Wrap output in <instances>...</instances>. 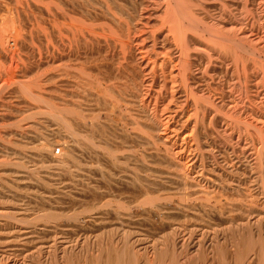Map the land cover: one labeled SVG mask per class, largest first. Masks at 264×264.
<instances>
[{
	"label": "bare ground",
	"instance_id": "obj_1",
	"mask_svg": "<svg viewBox=\"0 0 264 264\" xmlns=\"http://www.w3.org/2000/svg\"><path fill=\"white\" fill-rule=\"evenodd\" d=\"M0 264H264V0H0Z\"/></svg>",
	"mask_w": 264,
	"mask_h": 264
},
{
	"label": "rangeland",
	"instance_id": "obj_2",
	"mask_svg": "<svg viewBox=\"0 0 264 264\" xmlns=\"http://www.w3.org/2000/svg\"><path fill=\"white\" fill-rule=\"evenodd\" d=\"M57 152H58V150H57ZM65 223H66V224H65ZM63 224L67 225V222H63Z\"/></svg>",
	"mask_w": 264,
	"mask_h": 264
}]
</instances>
